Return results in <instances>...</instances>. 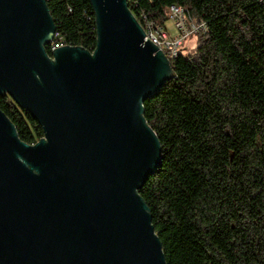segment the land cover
<instances>
[{
	"label": "water",
	"instance_id": "obj_1",
	"mask_svg": "<svg viewBox=\"0 0 264 264\" xmlns=\"http://www.w3.org/2000/svg\"><path fill=\"white\" fill-rule=\"evenodd\" d=\"M93 50L59 46L46 0H0V93L43 130L22 141L0 109V264H166L138 193L159 165L143 101L170 60L127 0H89Z\"/></svg>",
	"mask_w": 264,
	"mask_h": 264
},
{
	"label": "trees",
	"instance_id": "obj_2",
	"mask_svg": "<svg viewBox=\"0 0 264 264\" xmlns=\"http://www.w3.org/2000/svg\"><path fill=\"white\" fill-rule=\"evenodd\" d=\"M160 24L170 4L204 21L193 52L170 60L168 79L143 101L161 147L138 193L166 264H264V0H127ZM65 43L93 50L89 0H46ZM89 16V17H87ZM51 56V51L47 48ZM0 109L34 144L39 123L6 93Z\"/></svg>",
	"mask_w": 264,
	"mask_h": 264
},
{
	"label": "built area",
	"instance_id": "obj_3",
	"mask_svg": "<svg viewBox=\"0 0 264 264\" xmlns=\"http://www.w3.org/2000/svg\"><path fill=\"white\" fill-rule=\"evenodd\" d=\"M167 12L168 20L172 22L175 29L174 34L167 30L165 23H158L150 18L148 13L144 10H140L138 16L134 17L145 33L144 40L149 39L151 42L155 43L165 56L171 60L178 55L184 38L197 31H206V24L203 20L197 21L190 16L188 5L172 3L168 6ZM64 45L71 44L65 43L55 32L47 48L53 51L54 48Z\"/></svg>",
	"mask_w": 264,
	"mask_h": 264
},
{
	"label": "rangeland",
	"instance_id": "obj_4",
	"mask_svg": "<svg viewBox=\"0 0 264 264\" xmlns=\"http://www.w3.org/2000/svg\"><path fill=\"white\" fill-rule=\"evenodd\" d=\"M165 26L170 33H172V34L175 33V29H174L173 24L170 20H167L165 22ZM197 38H198V36L196 33H192L189 36H186L184 38L183 44L181 45L183 48L182 50L184 52H193L195 49L196 43H197Z\"/></svg>",
	"mask_w": 264,
	"mask_h": 264
}]
</instances>
